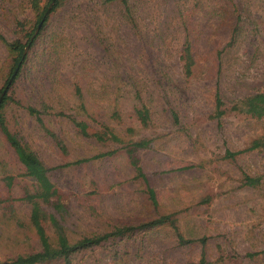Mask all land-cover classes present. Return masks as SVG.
<instances>
[{"label": "rangeland", "instance_id": "374dc122", "mask_svg": "<svg viewBox=\"0 0 264 264\" xmlns=\"http://www.w3.org/2000/svg\"><path fill=\"white\" fill-rule=\"evenodd\" d=\"M56 1L0 0V92L14 66L5 42L26 48L0 107L3 124L48 169L70 242L162 215L176 229H135L74 253L71 264H264V146L224 156L264 145V114L232 109L264 93V0ZM28 106L43 111L41 125ZM142 107L147 127L135 116ZM94 132L121 142H98ZM139 141H147L134 154L140 174L125 148ZM243 175L257 185L245 186ZM34 190L0 132V263L39 250L24 200ZM39 211L52 242L54 213L41 203Z\"/></svg>", "mask_w": 264, "mask_h": 264}, {"label": "trees", "instance_id": "16d2710c", "mask_svg": "<svg viewBox=\"0 0 264 264\" xmlns=\"http://www.w3.org/2000/svg\"><path fill=\"white\" fill-rule=\"evenodd\" d=\"M124 2V0H121ZM49 2H52V6L55 7L57 4L56 0H49ZM33 10H37V7L35 3H32ZM42 14L39 16L37 15V24L41 21ZM30 41L27 40L25 46L29 44ZM24 45H21L17 41L6 43L5 42V48L8 52V55L10 56L12 63H13V71L11 72L13 74L14 70L18 68L22 64V48ZM180 61L182 62V70L183 73L187 76L190 72V67L192 65L191 57H190V49L188 45H185V47L181 51ZM11 74V75H12ZM15 76V75H14ZM12 77V76H11ZM10 77V78H11ZM9 78V79H10ZM8 79V80H9ZM13 80V79H12ZM7 85V82L4 84L3 89L4 91L3 96L0 98V107L5 102V91L8 89V87L13 83V81ZM5 88V89H4ZM0 92V94H1ZM242 110L244 114L250 115L254 118H260L264 114V93H258L253 96L247 97L239 102L238 105L232 107L233 110ZM25 111L28 116H30L34 121H36L39 125L42 124L41 120V114L43 111H40L34 107L28 106L25 107ZM224 114V109L222 108V103L217 95H215L214 99V117L216 119L220 118ZM135 116L137 121L140 123L141 126L147 127L149 123V115L148 111L145 108H140L135 110ZM79 129L81 130V133H83V130L85 127L83 125L79 126ZM0 132L2 136L4 137V140L8 144V146L13 151L17 161L22 165L24 169V175L31 179L34 183L35 190L33 193L29 194L27 193L24 197V200H26L30 205V211H29V223L34 231V234L37 238V241L39 243V250L34 253L27 254L25 256H17L13 260H5L1 262L0 264H44L47 262H53L56 260H60L62 264H71L70 257L81 250L88 249L91 247H95L100 245L102 242L106 241L108 238L112 237H122L124 234H128L130 232H133L135 229H150L156 226L161 225H168L170 226L174 231H176L174 226V220L171 218V215H162L158 216L150 221L140 223L136 227H120V228H114V230L110 233L103 234V235H94L89 237H83L77 241L70 242L67 239V236L64 231V227L62 226L61 222L57 219L55 215H61L65 213V208L63 204L60 201V196L57 191V189L50 183V181L47 178V172L48 169L43 165V163L38 159V157L30 151L26 145L22 144V142L11 132L8 131V129L3 124L2 119L0 118ZM52 138H54L55 144L60 150V152L64 153V146L62 143L56 139V137H53L51 133L46 131ZM91 136L98 142H105V141H114L116 143H120V139L115 137L112 134H105L101 132H94L91 134ZM147 146V141H139L134 143H127L125 146L126 153L128 156L129 164L136 168V171L140 174V170L137 167L138 162L135 157V151L137 149L145 148ZM263 145V142L261 140H255L252 141L248 147H246L243 150L236 151V152H225L226 158H232L238 154L257 150L261 148ZM108 153L98 154L95 156H92L90 159H79L73 163H66L60 166L65 167L69 164H80L82 162H86L88 160L97 159L102 156L107 155ZM243 184L248 187H255L258 183L257 179L250 178L246 175H243L242 177ZM145 193L147 196V200L151 205H155V196L153 191L146 187ZM45 204L51 207L54 214L48 215L47 219L48 222L53 230V241L51 242L48 236H46V233L44 231L43 226L40 224L39 220V204ZM61 220V219H60ZM177 240L180 244H185L189 241H183L181 237L177 234ZM245 256L252 257L253 254H247Z\"/></svg>", "mask_w": 264, "mask_h": 264}, {"label": "water", "instance_id": "95a60500", "mask_svg": "<svg viewBox=\"0 0 264 264\" xmlns=\"http://www.w3.org/2000/svg\"><path fill=\"white\" fill-rule=\"evenodd\" d=\"M40 24H41V21L37 24V27H36V29H35L34 32H36V31L38 30ZM25 51H26V48H24L23 53L21 54L22 58H23V56H24V52H25ZM14 74H15V71L13 72V75H14ZM13 75H12V76H13ZM10 81H11V78L7 81V85L10 83ZM4 89H5V88H4ZM3 94H4V91L1 92V94H0V98L3 96Z\"/></svg>", "mask_w": 264, "mask_h": 264}]
</instances>
